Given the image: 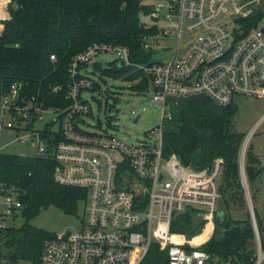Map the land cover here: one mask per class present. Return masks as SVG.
<instances>
[{"label":"built area","instance_id":"obj_1","mask_svg":"<svg viewBox=\"0 0 264 264\" xmlns=\"http://www.w3.org/2000/svg\"><path fill=\"white\" fill-rule=\"evenodd\" d=\"M9 1L0 0V31ZM161 1L152 5L151 16L158 20L163 9L168 24L144 38V49L153 50L148 64L131 63L123 46H89L67 68L65 107H45L38 94L26 93L22 82H12L6 90L0 86V131H25L23 141L37 143L35 157L54 160V181L86 192L80 228L46 239L40 264H141L153 245L165 253L164 264H240L219 261L202 250L207 240L197 245L192 243L196 236L170 231L177 214L193 210L212 232L221 200L222 160L195 169L174 154L165 156L161 128L183 98L202 96L219 106L234 105L237 96L264 98L262 0ZM256 12V25L244 30ZM168 39L174 41L170 58L152 59L159 54L156 48L168 49L159 42ZM100 54L112 55L121 66L141 70L149 79L150 103L160 106V121L139 142L127 143L98 123L93 126L99 130L89 129L90 102L99 93L93 86L101 85L100 73L91 75V65ZM44 114L52 118L42 124ZM20 198L18 187L0 182V229L16 227L23 209ZM252 227L253 264H259L264 248L254 221Z\"/></svg>","mask_w":264,"mask_h":264},{"label":"trees","instance_id":"obj_2","mask_svg":"<svg viewBox=\"0 0 264 264\" xmlns=\"http://www.w3.org/2000/svg\"><path fill=\"white\" fill-rule=\"evenodd\" d=\"M142 1L10 0L0 31L2 90L12 82H22L26 93L38 94L45 107H65L69 63L93 44L126 47L131 63L148 64L153 50L144 49V38L156 34L157 29L140 22L139 13L152 12V6ZM259 17L260 12H256L243 29L255 26ZM50 55H54V61ZM99 77L103 82L106 78H120L137 92L149 90L148 77L133 67L117 68L110 63ZM136 79L138 82L134 83ZM56 86H60L59 91H53ZM93 91L100 92V85L96 83ZM235 112L232 104L219 106L202 96L180 99L171 109L170 119L162 122L163 151L165 156L174 154L184 165H192L191 155L199 150L200 169L209 167L217 158L222 160L221 200L214 231L210 239L204 237L196 244L207 240L201 249L219 261L253 264L256 249L250 220H234L227 213L229 207L245 203L238 164L243 135L232 129ZM244 162L245 174L254 181L261 172L258 159L247 151ZM54 168L55 162L49 157L0 153V182L21 191L24 219L20 227L0 229V264H40L43 243L53 233L32 226L30 220L49 207L74 214L78 203L85 199V190L56 183ZM204 223L193 210H186L173 218L170 231L191 238ZM256 225L260 235L257 222ZM261 244L264 247L262 241ZM145 259L147 264H164L165 253H159L153 245Z\"/></svg>","mask_w":264,"mask_h":264},{"label":"rangeland","instance_id":"obj_3","mask_svg":"<svg viewBox=\"0 0 264 264\" xmlns=\"http://www.w3.org/2000/svg\"><path fill=\"white\" fill-rule=\"evenodd\" d=\"M142 2L149 6L164 3L161 0H143ZM258 5H261L260 8L264 9V0ZM250 9H254V7ZM139 20L147 26H155L156 29L165 27L168 24L163 9L159 12L158 20L153 19L151 14L144 13H139ZM1 27H3L2 24ZM159 42H161L160 45L167 46L168 49L164 52L162 49L156 48L155 51L159 54H155L152 59L155 60L160 57L164 59L170 58V48L174 46V41L168 39ZM95 59L102 63L103 68H108L110 63H113L115 60L109 54H100ZM113 65L117 68L121 66L119 62ZM89 69L88 67L87 72L90 73ZM100 82V92L95 93V100L90 102L92 109V116L88 118L90 130H99L93 126L94 123H98L101 130L112 133L127 143H136L158 126L160 121V106L150 103L153 95L151 89L144 93L134 91L131 89L129 82L120 78H106L105 82L101 80ZM137 82L138 80L136 79L134 83ZM233 104L236 112L232 116V129L243 135L238 164L240 184L244 192L245 203L241 206L229 207L227 213L234 220L249 219L251 224L253 219H256L255 223L257 222L260 231L259 237L264 243V98L237 96L234 98ZM115 109H119V112H115ZM49 118H52V114H44L42 124ZM25 135L26 132L23 130L0 131V151L18 156L35 157L37 143L32 141V144L27 146L23 141ZM247 151H250L251 155L258 159L261 167V172L254 181H250L248 175L245 174L244 160ZM82 214L83 203L81 202L78 203L75 213L70 215L63 213L55 207H49L31 219L30 224L53 234L61 231H73L80 228ZM23 223L24 219L22 215H18L14 224L16 227H20ZM209 227L212 228L210 224H207L205 228L203 226L204 230L202 228L203 231L201 230L197 235L204 234L208 238L211 231V229H208ZM207 232H209L208 235H206ZM221 232L222 229H220ZM145 258L141 264H147ZM2 261L7 262L5 259ZM133 262L134 259L131 263ZM19 264L30 263L22 262ZM259 264H264V258L261 259Z\"/></svg>","mask_w":264,"mask_h":264},{"label":"water","instance_id":"obj_4","mask_svg":"<svg viewBox=\"0 0 264 264\" xmlns=\"http://www.w3.org/2000/svg\"><path fill=\"white\" fill-rule=\"evenodd\" d=\"M117 61L114 60L113 64H115ZM91 75H96L101 73V71L103 70L102 64L99 61H94L91 65ZM115 112H119V109H115ZM137 120V119H136ZM201 161H202V155L201 152L199 150L195 151L192 155H191V163L193 165V167L195 169H200L201 167ZM251 213V212H250ZM252 215V214H251ZM222 217V216H221ZM217 220H220V218H216ZM253 221L255 222V220L253 219Z\"/></svg>","mask_w":264,"mask_h":264},{"label":"bare ground","instance_id":"obj_5","mask_svg":"<svg viewBox=\"0 0 264 264\" xmlns=\"http://www.w3.org/2000/svg\"><path fill=\"white\" fill-rule=\"evenodd\" d=\"M209 232L206 233V235H208ZM205 235L204 234H199L198 236L193 238L192 243L196 244L199 241H201L202 239H204Z\"/></svg>","mask_w":264,"mask_h":264},{"label":"crops","instance_id":"obj_6","mask_svg":"<svg viewBox=\"0 0 264 264\" xmlns=\"http://www.w3.org/2000/svg\"><path fill=\"white\" fill-rule=\"evenodd\" d=\"M25 144H26L27 146H30V145H28V143H25ZM252 210H253V209H252ZM212 232H213V230H212ZM212 232L210 231L209 238H210V236H211ZM209 238H207V240H208Z\"/></svg>","mask_w":264,"mask_h":264}]
</instances>
